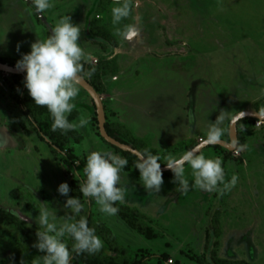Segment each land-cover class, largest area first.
Segmentation results:
<instances>
[{"label":"rangeland","instance_id":"374dc122","mask_svg":"<svg viewBox=\"0 0 264 264\" xmlns=\"http://www.w3.org/2000/svg\"><path fill=\"white\" fill-rule=\"evenodd\" d=\"M23 1L0 0L1 57L20 60L38 38L50 35ZM54 2L55 7L44 13L50 24L55 27L61 16H71L81 27L79 43L88 45L83 37L92 0ZM137 2L139 6L133 7L132 16L124 23H135L140 36L127 43L119 37V70L132 76L138 65L139 74L135 80L121 83L119 111L138 134L146 135L141 140L149 147V142L170 147L155 150L154 155L161 157L178 158L206 141L209 126L221 112L227 118L220 140L230 142L233 117L243 111L261 113L264 107V0ZM113 6V0H100L92 17L93 24L108 28L111 35L115 27L102 13L111 15ZM98 49L100 63L88 65L102 68L109 64L107 54L112 48ZM143 55L154 60H144ZM0 62L11 65L9 59L0 58ZM110 63L105 70L117 64ZM16 88L13 74L0 71V127H6L17 141L0 148V208L14 209L29 221L24 230L19 222L0 216V264H42L45 253L34 246L37 232L42 230L36 219L39 208L47 207L57 214V220L71 214L64 208L68 197L59 194L58 186L68 182L69 196L81 198L84 213L95 212V205L79 191L83 175L64 162L65 152L55 151L27 120L13 98ZM95 126L98 128V122ZM237 131L235 150L207 146L202 151L206 156L209 152L211 157L215 153L225 156L226 180L230 181L233 174L239 177L236 187L223 196L199 188L180 191L174 175L164 178L158 194L149 193L143 186L133 188L136 194L127 191L126 204L136 205L156 232L149 240L135 231L131 259L152 251L156 255L168 252L173 264H201L199 258L211 263L215 250L221 258L264 264V126L257 128L254 121H240ZM240 137L243 146H239ZM185 167L191 182V167ZM123 182L121 185H126L127 180ZM218 210L222 235L216 238L218 247L211 241L206 250V230ZM110 219V229L119 231L122 220L118 221V215ZM143 248L150 251H138Z\"/></svg>","mask_w":264,"mask_h":264},{"label":"clouds","instance_id":"9594fccd","mask_svg":"<svg viewBox=\"0 0 264 264\" xmlns=\"http://www.w3.org/2000/svg\"><path fill=\"white\" fill-rule=\"evenodd\" d=\"M36 13L44 14L55 7L54 0H31ZM111 23L116 34L122 39L131 41L140 36V29L135 23H124L132 16L137 0H113ZM121 25H123L121 27ZM81 27L72 21L71 16L64 15L58 19L46 39L38 38L31 45V51L17 61L16 67L26 72L25 87L34 103L47 107L52 117V130L64 133L86 127L90 120L83 116L78 122L70 121L69 116L77 108L76 98L80 93L81 74L84 62L91 60L79 43ZM17 50L19 51V45ZM226 115L221 112L215 122L209 126L207 143L215 144L224 134L223 123ZM161 160H166V169L174 174V182L179 190L188 192L192 188L216 192L223 196L236 187L239 177L233 174L226 180L222 157L206 156L199 149H189L178 158L161 157L144 149L138 154L136 168L140 172V181L149 193L158 194L164 184ZM129 161L127 158L106 150L92 151L87 156L85 166L86 179L80 186L83 197L92 198L100 206V211L107 216H115L119 208L117 202H123L127 186L121 185V172ZM185 164L190 165L193 181L186 178ZM57 191L68 197L64 204L71 214L57 220V214L39 208L37 221L39 229L37 242L34 245L40 252L42 264H71L73 255L84 253L95 254L103 248V241L97 235L95 227H90L86 216H82L84 205L80 197H71L68 182H62ZM77 217H79L77 219ZM69 240L72 241L69 247Z\"/></svg>","mask_w":264,"mask_h":264},{"label":"trees","instance_id":"16d2710c","mask_svg":"<svg viewBox=\"0 0 264 264\" xmlns=\"http://www.w3.org/2000/svg\"><path fill=\"white\" fill-rule=\"evenodd\" d=\"M100 0H95L90 9L87 12L86 19H85V35L88 41L93 42L94 44L100 45L103 49H107L108 47L113 48L116 47L117 41L113 35H111L108 31V28L101 26L97 22L98 25L93 24L92 17L96 13ZM38 23L44 25L37 14L35 13ZM96 25V26H95ZM3 60V59H2ZM4 62H6L4 60ZM11 65H17V60L11 61ZM83 68L85 69L86 66ZM87 70L89 72V77L91 81H89L97 91H100L103 88L101 82V69L98 67H94L92 65L87 66ZM82 76L85 75V70L81 74ZM25 74H13L14 83L17 85V88L13 94V98L16 100L18 105L21 108V111L27 118V120L32 124L33 128L38 132V134L43 139H48L50 144L53 146L55 151H63L65 152L64 155V162L67 165H70L71 168L73 167L75 170L80 172L84 178L83 182L86 179L85 174V166L87 163V159L85 157L81 158L75 153V145L79 144L83 140L82 134L76 131H69L64 133L60 130L53 131L52 130V117L49 113L47 107H41L34 103V100L29 95L28 89L25 87ZM85 108V109H92L89 105L85 103H78L77 108ZM264 107L260 108V112L262 113ZM93 121L94 126L95 123L98 122L97 119V112H96V105L93 101ZM69 120L72 119L69 117ZM257 119L255 118H244L240 121H254L256 122ZM239 121V122H240ZM238 122V123H239ZM106 128L108 133L115 138L116 140L128 144L135 149H138L140 152H143L144 149H150L151 153L154 154L155 149L149 147L146 143H144L141 139L136 138L132 135V132L127 129L124 125L119 123H110L106 122ZM97 134L100 136L101 140L113 147L117 152L122 153L125 158L128 159L129 163V170L132 171L136 176L140 177V172L136 168L137 158L135 154L131 152H126L118 147L111 145L107 142L100 134L99 126L98 128L95 126ZM13 132H15L13 130ZM122 132L126 135H122ZM244 140L242 137L239 139V146L244 145ZM208 147H214L218 149H223L224 147L220 145H211ZM165 163H161V167L165 166ZM174 174L172 171L163 172V177H171ZM80 191V187H79ZM91 204H96L94 199L89 200ZM119 208L118 216L125 221V223L130 226L132 229L137 231L139 234L144 235L146 238L153 239L156 237V232L153 230V227L149 223L148 217L139 211L136 208L130 207L122 202H117L115 205ZM95 210V208H94ZM94 213L96 215L94 216ZM82 216H86L88 219V223L90 227H95L97 235L103 241V248L101 251L95 254H80V255H73L71 264H167V260L169 257V253L163 252L160 255L152 254V253H144L142 252L144 249H139L142 254L140 256H136L131 259V249L123 246L119 243L116 235L113 231L109 228V226L98 216L97 212L91 210L89 212H85L84 210L81 213ZM0 216L7 217L12 220L19 222L21 225L20 227L25 230V225L29 221L28 218L14 210V209H3L0 208ZM79 218V217H78ZM97 220H96V219ZM222 235L221 230V212L218 210L214 213L210 224L206 230V247L205 249L208 250L209 244L211 241H214L213 245L218 247L219 242L216 238H219ZM72 243L69 244L71 247ZM158 260L154 262L153 260ZM198 261L201 264H251L245 260H232L227 258H221L218 256L215 250L211 252V263L199 258Z\"/></svg>","mask_w":264,"mask_h":264},{"label":"crops","instance_id":"0c3cea01","mask_svg":"<svg viewBox=\"0 0 264 264\" xmlns=\"http://www.w3.org/2000/svg\"><path fill=\"white\" fill-rule=\"evenodd\" d=\"M94 1L95 0H92L91 5H92V3ZM20 2H21V0H19V3ZM23 2L27 5V3L25 1H23ZM91 5H90V7H91ZM90 7H89V9H90ZM102 15H103L104 19L106 21H108L112 25L110 13L105 11V12L102 13ZM45 16L47 17V15H45ZM32 21L33 20H31V22ZM113 35H114V38L116 39L118 45L116 47H113L111 50H109V53L107 54V61H108L109 64L108 65L104 64L103 67L100 68L101 69V82H102L103 88L100 91H98V93L101 96L102 102H103L105 115H106V122L119 123L121 125H124L127 129H129L133 133V135L136 138L144 140V139H146L145 138L146 135L143 136L142 134H138L136 132V129L133 127L134 126L133 123L131 121H129V119L127 117H125L119 111L120 85H121L122 82L125 83L128 79L131 80V81L135 80L137 78V75L139 74V71H138V65H137V70H135V72L133 73L134 76L133 75L129 76V74H127V76H125L124 73H121V69L119 70V45L121 44L120 43L121 41L119 40V36L116 34V28L114 29ZM83 38L85 39L84 40L85 43L87 42L88 45L92 46L90 48L87 44L83 45L85 51L87 53L91 54V60L87 61V62H84V66L86 65V68L84 69L85 70V75L83 77L86 78L88 81H91V79L89 77L90 76L89 72L87 70V66H88V64H92V65L98 66V63H100L99 62V58H98V57H100L99 49H98V47L100 45L94 44L93 42L87 40L86 35H85V26H84V37ZM124 41L126 43L128 42L127 40H124ZM141 45L142 44L140 42L139 46H141ZM164 55H165V53H164ZM0 58L9 59L11 61H13V60H17L18 61L19 60L18 58H14V57L5 58V57H1L0 56ZM141 58H145L144 60H146V59L150 60V59H153V56L152 57H147V55H143ZM96 60L98 61L97 63L95 62ZM112 61H114V62L116 61L117 64L115 66H112L110 69L105 70L106 66L109 67L111 65L110 62H112ZM138 61L141 62V61H143V59L142 60H138ZM79 88H80V93H79V96L76 98V101H75L76 104L85 103V104L89 105L92 109L88 110V109H85V108H78V109H75L72 112V114L69 116L72 119V121H74V122H78L81 116H83L85 118H88L90 120V123L86 127L78 129V131L83 136V140L79 144L75 145V153L79 157H81V158L85 157L87 159L88 154L90 152H92V151L106 150L108 152H112V153H115V154L120 155L122 157H125L124 155H122L121 153L117 152L114 148H112L109 145L105 144L101 140L100 136L97 134V131H96L95 126H94V121H93V111L92 110H93V101L94 100L91 97V95L87 92V90H85V88H83L81 85H79ZM149 145H150L151 148H153V149H155L157 151H161V150H165V149L170 148V147H167L165 145L162 146V144H158L159 147L155 146L153 144V142H149ZM202 151L203 150H201L200 153H202ZM210 154H211V152H209V155ZM209 155H207V156H209ZM215 155H216L215 157H217V156L222 157L223 161H224L225 156H223L222 154H217V153H215ZM185 169H186V167H185ZM123 180H127V183H126V185H128L127 189L128 190L130 189L132 192H134V194H136V192H135L136 190L133 189V188H136V189L138 188V190H140L139 187L143 186L141 181H140V177L136 176L132 171H130L128 165H126L125 170L121 172V181L120 182L124 183ZM124 204H126V202ZM126 205L138 209V207L136 205L135 206L134 205H129V204H126ZM138 210L141 211L140 209H138ZM95 211L97 212L98 216L107 225H108L107 220L108 221H110V220L112 221V219H110V216H107L106 214H104V213H102L100 211V206L97 203L95 204ZM121 220L122 219L120 218L118 221H121ZM122 221L118 222V223H120L119 224V231H115L114 229H112V231L116 235L119 243L120 244L122 243V245L124 244V246L126 245L125 247L130 249L131 248L130 244H132L131 240H132V238H135L134 235H137L136 234L137 231L135 232L134 229H132L130 226H127L125 224H124V226H122L123 223L125 222V221L124 222H122ZM109 228H111V227L109 226ZM126 234H127V236H125ZM127 244H129V245H127ZM132 249H134V248H132ZM143 249L150 251V249H147V248H143ZM150 252L153 253L152 251H150Z\"/></svg>","mask_w":264,"mask_h":264},{"label":"water","instance_id":"95a60500","mask_svg":"<svg viewBox=\"0 0 264 264\" xmlns=\"http://www.w3.org/2000/svg\"><path fill=\"white\" fill-rule=\"evenodd\" d=\"M26 3L32 8V10L36 13L35 9L31 5V0H25ZM41 22L44 24V26L47 28L49 31V34L51 35V30L53 26L50 24L48 21L47 17L44 14H38L36 13ZM0 71H4L7 73L11 74H25L26 72L19 70L16 66H12L7 63H2L0 62ZM80 85L87 90V92L91 95L93 98L95 105H96V112H97V119H98V126H99V131L101 136L109 142L111 145L118 147L119 149L126 151V152H131L132 154H135L138 156L139 153H141L138 149L133 148L132 146L122 143L115 138H113L107 131L106 128V115H105V110L103 106V102L101 99L100 94L98 91L94 88V86L81 75V82ZM255 118V119H262L264 120V112L263 113H258L255 111H243L238 114H236L231 123H230V128H229V136H230V142H226L223 140H220L219 142L212 144V143H207V140L200 143L193 149H199V152L206 148L207 146L211 145H220L228 150H235L236 147L238 146V131H237V126L238 122L241 119L244 118ZM17 142L13 136L9 132V130L6 127H0V148H5L11 145H14V143ZM162 169H165L163 172L166 171H171L166 169V165L162 166Z\"/></svg>","mask_w":264,"mask_h":264},{"label":"built area","instance_id":"2783aa9c","mask_svg":"<svg viewBox=\"0 0 264 264\" xmlns=\"http://www.w3.org/2000/svg\"><path fill=\"white\" fill-rule=\"evenodd\" d=\"M95 62L97 63L98 61L96 60ZM255 124H256V127L257 128H261V127L264 126V120L257 119L256 122H255ZM173 263H174V260L173 259H168L167 264H173Z\"/></svg>","mask_w":264,"mask_h":264}]
</instances>
